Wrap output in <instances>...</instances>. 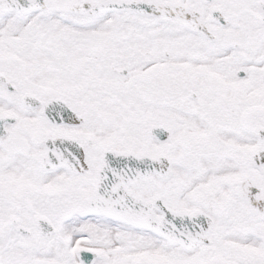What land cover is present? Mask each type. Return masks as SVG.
<instances>
[{
  "label": "snow or ice",
  "instance_id": "obj_1",
  "mask_svg": "<svg viewBox=\"0 0 264 264\" xmlns=\"http://www.w3.org/2000/svg\"><path fill=\"white\" fill-rule=\"evenodd\" d=\"M0 264H264V0H0Z\"/></svg>",
  "mask_w": 264,
  "mask_h": 264
}]
</instances>
